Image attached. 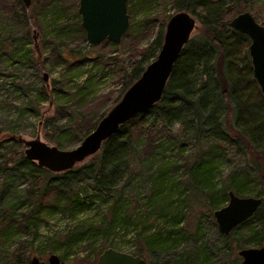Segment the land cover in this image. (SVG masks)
<instances>
[{"label":"trees","instance_id":"16d2710c","mask_svg":"<svg viewBox=\"0 0 264 264\" xmlns=\"http://www.w3.org/2000/svg\"><path fill=\"white\" fill-rule=\"evenodd\" d=\"M168 1L172 4L174 13L186 10L196 17L201 26H198L197 34L190 38L175 61L161 99L149 110L122 124L96 154L79 166L54 173L39 167L24 156L19 147V135L14 131L6 133L0 139V170L4 172V180L9 177L10 172L19 168L28 171L33 181L27 189L25 200L18 202L17 207L16 203L13 206L15 198L9 189L5 190V182L0 180V244L21 231L27 230L29 233L33 230L36 233L40 223L59 211L70 215L84 211L93 202L91 195L95 198L103 196L104 201L110 202L107 211L109 215L102 218L93 233V237L107 239L117 229L124 230L129 223L126 220L127 215L129 216L127 209H122L120 205L123 188L121 180L146 171L143 185L147 191L146 207L150 208L147 218H157L163 228L142 237L144 247L135 250L133 254L141 256L140 252H143L154 256L155 253L170 250L181 241V231L176 227L186 218L188 201L195 202L185 198L188 194L176 201L172 199L174 193L182 196L184 189L192 191V195L202 194V205L210 215L227 202L229 190L240 196H262V204L251 218L234 228L229 235L221 236L227 239L237 231L239 233L240 230H246L250 233L246 238L248 245H264V223L259 229H253L252 225L259 214H264V95L252 76L248 36L232 29L228 24L231 17L250 10L248 7L243 10L237 6L227 7L225 0ZM3 2L4 0L2 4ZM32 2L29 12H25L26 7L21 5V14L15 11L12 16L27 33L30 26L42 31L51 27L53 39H58L71 31L61 22V18L69 16L65 6H61L62 0ZM130 11L128 6L129 16ZM8 12L11 14L13 10ZM75 14L77 22L72 31L85 37L80 17L77 12ZM170 16H167V20ZM167 20L160 23L155 33L153 50L146 48L139 53L130 54L129 69L120 67L117 78L121 87L115 94L93 96L94 79L77 68L85 62H91L92 67L100 68L109 64L118 66L121 60L119 54L108 56L94 48H118L125 38L138 34L135 25L130 24L120 44L107 40L95 45L89 44L92 51L80 53L76 59H72L75 51L69 47L54 52L57 55L55 61L70 68L72 75L67 79L75 82V85L72 88L64 87V80L53 79L49 86L43 80L41 88L35 94V101L39 103L44 100L57 108L69 110L71 122L61 127L63 131L73 130L85 122L82 125L81 141L108 111L107 102L111 101L113 106L140 77L146 65L156 57L163 41ZM37 64L41 70H47L44 62L37 61ZM30 109L38 115L35 106H30ZM49 123L52 130L59 129L52 122ZM176 123L178 128L174 129L172 125ZM56 141L60 147L62 144ZM188 144L192 146L190 150L187 148ZM239 144L248 149L250 159L245 161L250 162V165L246 163L242 168L233 166L222 179L217 180L221 161L232 160V156L239 155V152L233 150L234 147L239 149ZM173 156L175 158L171 159ZM179 159L184 162L177 167L182 166L184 174L180 175L178 182H172L167 174L173 165L168 162L176 164ZM250 169L253 174L248 171ZM7 170L10 171L6 172ZM83 179L92 182L93 194L81 188ZM250 183L257 185L255 193L248 190ZM259 186L261 187L258 188ZM171 187L176 190H171ZM82 192L90 198L87 202L81 198ZM110 192L111 196H105ZM198 201L200 200L197 198ZM16 207L20 208V214L12 213V209ZM17 214L19 215L16 216ZM87 235L88 230L78 229V226L72 232L66 233L60 240V245L66 249L62 258H66L71 253V248L88 238ZM198 252L189 263L180 260L175 264L207 263V256L199 260ZM98 256L91 261L84 258L82 260L89 264H99ZM16 257L19 259L20 256ZM31 257V252L28 251L24 253L22 260L29 261ZM80 263L82 262L78 264Z\"/></svg>","mask_w":264,"mask_h":264},{"label":"rangeland","instance_id":"374dc122","mask_svg":"<svg viewBox=\"0 0 264 264\" xmlns=\"http://www.w3.org/2000/svg\"><path fill=\"white\" fill-rule=\"evenodd\" d=\"M2 1L0 0V139L6 133L14 131L24 139L39 136L41 140L59 147L56 143L58 140L62 144L60 145L62 149L73 148L80 142L83 134L82 125L85 122L74 127L73 130L63 131L61 127H65L71 122L69 110L62 107L57 108L44 100L37 103L35 94L43 84V72L47 74L46 83L49 86L53 79L64 80V87L72 88L75 85V82L67 79L68 76L72 75L70 68L60 61L56 62L57 55L54 52L69 47L75 51V56L72 59H76L78 54L92 51L85 37L72 31L77 22L75 12H77L78 0H62L61 6H65L66 14L69 16L61 18V22L68 26L71 31L64 33L58 39H53L51 27L42 31L37 27L30 26L29 33H27L12 17L15 11L21 14V5L25 7L23 3H18L16 0H4L2 4ZM168 2V0H128V6L131 9L130 24L135 25L138 34L125 38L121 42L122 44L118 45V48L111 50L100 46L94 48L95 51L108 56L119 54V58H121L119 65L109 64L100 68L92 67L91 62H85L77 68L87 72L94 79L93 96L104 93L115 94V91L121 87L117 78L119 69L121 66L129 69L130 54L139 53L141 49L146 48H150L149 51L153 50V39L160 23L167 20V16L174 14L175 11L172 4ZM225 3L227 7L237 6L242 10L248 7L254 18L264 25V0H225ZM32 5L33 2L30 7ZM30 7H26L25 12H29ZM10 9L13 10L11 14L8 12ZM197 25L201 26L198 20ZM197 32L198 29L192 33L191 38ZM69 56L71 57L70 54ZM37 61L44 62L47 70H41ZM77 82L79 83V80ZM66 105L70 106L69 104ZM30 106L31 108L35 106L38 109V115L34 114ZM107 106L108 108L112 106L111 101L107 102ZM148 116L152 117L151 114ZM49 122H52L59 129L52 130ZM172 127L176 129L178 124H173ZM19 147L23 153L24 145L21 143ZM187 148L190 150L192 146L188 144ZM238 148L234 147L233 150L239 152V155L232 156V160L224 159L221 161L217 171V180L222 179L233 166L242 168L245 167L246 163L250 165V162H247L250 159L248 149H245L243 144H239ZM242 155L244 156L242 157ZM170 158L173 159L175 156ZM88 159L89 157L77 163L76 166ZM183 162L180 159L176 164L172 161L168 162L173 165L167 174L172 182H178L180 175L184 174L183 167H177ZM15 170L9 173L6 180L3 178L4 172L0 170V180L5 182V190L9 189L12 197L15 198L13 206L16 203L18 207V202L25 200L27 189L33 181L25 169L16 168ZM248 171L253 174L251 169ZM145 173L146 171L138 172L135 174L137 176L134 175L121 180L123 188L120 205L122 209H127V214H129L126 219L129 223L124 230L123 228L117 229L116 233L109 235L107 239L99 236L93 237L94 228L99 225L98 223L101 222L102 218L109 215L107 211L110 202L104 201L103 196H101L102 198H95L91 195L90 198L93 202L84 211L73 215L59 211L40 223L36 233L33 230L29 233L27 230L21 231L0 244V263L29 264V261L22 260L24 253L29 251L31 256L36 255L43 261L47 260L49 254L55 253L60 257L62 264H78L79 262H82L80 264H89L87 261L94 259L102 249L107 247H114L129 253H134L135 250L143 248L144 244L141 238L163 228L157 218L155 220L147 218V212H150V208L146 207L147 191L143 185ZM91 183L90 180L83 179L80 186L83 190L93 194ZM256 186L250 183L248 190L255 193ZM167 187L169 188V182ZM179 188L181 189L182 186ZM171 190L176 189L171 187ZM110 194L111 192L105 196H111ZM185 195L187 196L185 198L193 199L195 202L188 201V207L185 210L186 218L183 223L176 227L181 231V241L177 245H173L170 250L155 253L154 256L140 252L144 264H175L176 261L180 260L189 263L190 259H195V254L198 251L199 260L207 256V263L204 264H240L241 257L238 255V250L243 246H253L251 243L249 245L246 243V238L250 233L246 230H240L239 233L237 231L227 239L223 238L217 230L213 215L208 214V210L202 205L204 198L202 194L192 195V191L184 189L182 196L174 193L172 199L176 201ZM80 196L86 202L90 199L84 192ZM197 198L200 201L197 202ZM17 207L12 209L13 214L20 212V208ZM263 223L264 214L262 213L261 216L259 214L253 220V229H259ZM77 226L78 229L88 230V238L71 248V253L63 259L62 255L66 249L60 245V240ZM18 255L20 256L19 259L16 257ZM82 258L87 261L82 260Z\"/></svg>","mask_w":264,"mask_h":264},{"label":"water","instance_id":"95a60500","mask_svg":"<svg viewBox=\"0 0 264 264\" xmlns=\"http://www.w3.org/2000/svg\"><path fill=\"white\" fill-rule=\"evenodd\" d=\"M30 7L32 0H20ZM77 13L88 44L102 41L120 44L130 27L128 0H78ZM229 26L248 36V55L260 92L264 95V25L249 11H242L231 17ZM198 28L196 17L186 10L172 14L166 24L163 41L156 57L142 71L123 93L121 98L98 120L95 127L73 148L62 149L41 140L39 136L24 139V156L39 167L54 173L72 169L77 163L96 154L103 143L115 134L119 127L137 114L149 110L163 94L173 65L180 52ZM43 80H47L43 72ZM227 202L212 212L218 232L227 236L241 223L251 218L262 204V196H239L233 190L227 192ZM240 264H264V245L243 247L238 250ZM99 264H144L138 254L124 252L112 247L102 250ZM29 264H62L60 257L51 253L43 261L33 255Z\"/></svg>","mask_w":264,"mask_h":264},{"label":"flooded vegetation","instance_id":"af4514ba","mask_svg":"<svg viewBox=\"0 0 264 264\" xmlns=\"http://www.w3.org/2000/svg\"><path fill=\"white\" fill-rule=\"evenodd\" d=\"M80 17V16H79Z\"/></svg>","mask_w":264,"mask_h":264}]
</instances>
